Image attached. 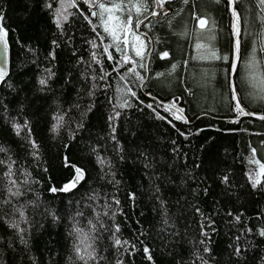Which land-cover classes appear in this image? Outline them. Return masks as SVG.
Wrapping results in <instances>:
<instances>
[{"label": "trees", "instance_id": "trees-1", "mask_svg": "<svg viewBox=\"0 0 264 264\" xmlns=\"http://www.w3.org/2000/svg\"><path fill=\"white\" fill-rule=\"evenodd\" d=\"M90 3L0 0L10 49L0 82V264H85L75 248L87 244L96 257L87 264H264V176L255 186L249 179L259 171L252 149L264 163V121L234 110L226 0H169L163 8L149 0L143 23L137 29L135 15L132 22L144 58L131 33L120 45L134 64L124 63ZM236 8L240 63L253 50L262 61L257 0ZM197 17L214 22L212 32L198 31ZM198 41L228 61L202 63ZM239 77L240 67L242 104L260 112ZM173 103L188 123L165 111ZM76 168L80 185L50 191Z\"/></svg>", "mask_w": 264, "mask_h": 264}, {"label": "snow or ice", "instance_id": "snow-or-ice-1", "mask_svg": "<svg viewBox=\"0 0 264 264\" xmlns=\"http://www.w3.org/2000/svg\"><path fill=\"white\" fill-rule=\"evenodd\" d=\"M87 2V0H85ZM152 2L155 4L156 7L163 8L166 3L169 2V0H152ZM188 0H184V3H187ZM216 3H220L221 0H215ZM237 0H228L229 7L231 8V15L233 19L235 20V24L233 25L234 29V46H233V57H234V63L232 65V71H235L236 63H239L241 60L240 56V47H241V13L236 8ZM258 4L261 10V13L264 14V0H258ZM70 6L75 7L76 6V0H70ZM96 7L99 9V11H93L91 15L93 17H97L100 20V26L103 28L104 32L107 33L111 39L115 42L116 50L118 52L122 53V59L124 63H136V61L127 54L125 49L121 48L120 45L123 44L125 46L129 45V41L127 39V34L131 33L132 37L134 38V42L132 44V47L135 52V56L140 57L141 60L144 58L145 52H146V45L143 40H141V37L137 34L136 31L132 29V22H133V15L137 18L136 28L138 29L140 24L143 23L142 20L139 19V17L143 16L144 13L149 12V0H110V4H106L103 2V0H92V3L89 4V8ZM117 13H120V15H117ZM127 13L126 19L124 18V14ZM153 16L159 15V13L155 11H151L150 13ZM67 19V17H64ZM87 18V17H86ZM3 17L0 16V20H2ZM197 21L199 24V27L203 31L212 32L215 25L214 22L209 26V21L206 18H199L197 17ZM89 23H91V20H89ZM261 23L264 24V15H261ZM57 26H60V19L58 14L57 19ZM95 30V26L93 28ZM7 32L3 29L2 26H0V45H2L7 50ZM211 40L215 39L214 35H211L208 37ZM135 42H139V46L136 45ZM95 46V45H94ZM108 47H111L109 45ZM108 47H105L104 51L108 53V59H113L112 54L108 52ZM195 48L198 53L201 52V49H203V53H201L202 59H208V60H221L228 61V56L219 55L218 51L214 48H212L208 44L200 43L199 41L195 44ZM168 56L167 52L162 53L161 58H165ZM258 64L259 62L255 59V50H253V55L251 58V61L246 64V68L249 69V79L254 80L255 72L258 71ZM140 67H145L143 63L140 64ZM175 69V65H173V70ZM130 71L137 75V77L140 80H143L142 76H139L138 73H136L135 68L130 69ZM5 69L4 67L0 66V80L3 79L5 75ZM41 84L44 83L43 80L40 81ZM232 92H233V99L235 100L234 110L242 116L251 115V113L246 112L245 109L241 106V101L239 98H237V88L235 85H230ZM131 95L135 96V92H132ZM121 107L127 106V101L124 102V104L120 105ZM148 107H152L151 105H148ZM176 108V105L173 103L170 106L165 107V111H171L172 109ZM183 109L176 108V112H173L172 115L177 120H183L184 123H188L187 119H185L182 115ZM161 119H164V117H159ZM259 119L264 120V115L260 116ZM33 146L35 147V144L33 142ZM2 150V149H0ZM255 149H252L253 156L249 159V163L258 165L259 171H251L249 174V179L252 180L253 186L260 183V177L264 176V163H261L259 160L255 159ZM75 176L72 181L65 184L62 188L57 189L55 187L51 188L50 191L56 192V191H63L68 192L70 191L75 185L83 179V171L79 168L75 169ZM10 175V173H9ZM10 183L15 184V181H10ZM11 192V189H9ZM12 195H19L18 192L11 193ZM118 203V201H117ZM21 216H23V213L21 212ZM12 227L18 228V224H13ZM22 231V230H21ZM77 231H80L77 229ZM116 231H119V228H116ZM261 235H264V231L260 233ZM84 240H81V244H84ZM123 243H127V241H124ZM115 244L117 246H122V242L115 238ZM91 249V251H89ZM75 251L77 252L79 259L84 260L85 264H87V261L89 259L95 260V250L92 249L91 244H87L83 249L77 245L75 248ZM147 252L148 250L145 249ZM151 259V257H148Z\"/></svg>", "mask_w": 264, "mask_h": 264}, {"label": "rangeland", "instance_id": "rangeland-1", "mask_svg": "<svg viewBox=\"0 0 264 264\" xmlns=\"http://www.w3.org/2000/svg\"><path fill=\"white\" fill-rule=\"evenodd\" d=\"M258 3V0H257ZM259 5V4H258ZM259 9V8H258ZM260 10V9H259ZM261 15H264L261 13ZM264 25V24H263ZM196 28L198 31H200L201 33H205L206 31H203L200 29L198 21H196ZM209 32H206V34ZM205 39V38H204ZM207 40V39H206ZM260 40L261 41H257V48H260L259 51H263L261 53V57H262V61L261 58H256V61L259 62L258 64V71L255 72V79L254 80H250L249 79V69L246 68V64H248L251 61L252 56L250 55L249 57L247 56L245 59V62L240 63L239 67H240V76L239 80H241L242 84L241 87L244 89L243 94H246V90H252L251 91V95L248 93L246 96L248 98V101L250 102V104L256 108V110H259L260 112L264 113V28L262 29V32L260 34ZM137 46H139V42H135ZM203 44H209L207 42H201ZM203 49H201V53H203ZM253 55V54H252ZM201 56V55H200ZM200 61H202V63H207L209 60L208 59H202L200 58ZM212 61V60H210ZM251 85V87H247ZM242 89V90H243ZM244 94V95H245Z\"/></svg>", "mask_w": 264, "mask_h": 264}, {"label": "water", "instance_id": "water-1", "mask_svg": "<svg viewBox=\"0 0 264 264\" xmlns=\"http://www.w3.org/2000/svg\"><path fill=\"white\" fill-rule=\"evenodd\" d=\"M226 2H227L228 11L231 15V8L229 7L228 0H226ZM150 16H153V15H150ZM231 18H232L231 26H232L233 37H232V42H231V53H230V64H229V87H230V85H235L237 88L235 77L237 75L241 60L239 63H236V68H235V71L233 72L232 71V65L234 63L233 46H234V39H235L233 25L235 24V20L233 19L232 15H231ZM240 26H241V36H242V21L240 22ZM6 39H7V37H6ZM240 56H241V47H240ZM148 60H149V58H147L146 66L148 64ZM9 61H10V49H9L8 43H7V50L6 51H5L4 47L2 45H0V66L4 67L5 73H6L3 77V79L0 80V82L4 81L9 74ZM230 91H231V95H232V99H233V92H232L231 87H230ZM237 98L240 99V96L238 94V90H237ZM240 101H241V99H240ZM233 103L235 105L234 99H233ZM166 106H170V105L167 104ZM241 106L245 109L246 112L251 113V115H247V116L240 115L238 117V119H254V120H258V121H264V120L259 119V117L264 115V113L249 111L248 109H246V107H244L242 102H241ZM173 110L176 111V108H174ZM83 180H84V176H83V179H81L75 186L80 185L83 182Z\"/></svg>", "mask_w": 264, "mask_h": 264}, {"label": "bare ground", "instance_id": "bare-ground-1", "mask_svg": "<svg viewBox=\"0 0 264 264\" xmlns=\"http://www.w3.org/2000/svg\"><path fill=\"white\" fill-rule=\"evenodd\" d=\"M155 12H156V11H155ZM150 17H155V16H150ZM150 17H148V18H150ZM148 18H147V19H148ZM147 19H146V20H147Z\"/></svg>", "mask_w": 264, "mask_h": 264}, {"label": "crops", "instance_id": "crops-1", "mask_svg": "<svg viewBox=\"0 0 264 264\" xmlns=\"http://www.w3.org/2000/svg\"><path fill=\"white\" fill-rule=\"evenodd\" d=\"M261 52H263V51H261Z\"/></svg>", "mask_w": 264, "mask_h": 264}]
</instances>
